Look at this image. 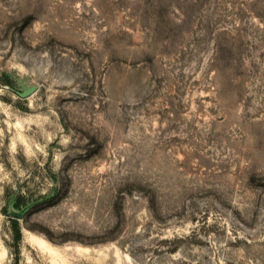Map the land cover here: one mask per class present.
I'll return each instance as SVG.
<instances>
[{"label":"rangeland","instance_id":"1","mask_svg":"<svg viewBox=\"0 0 264 264\" xmlns=\"http://www.w3.org/2000/svg\"><path fill=\"white\" fill-rule=\"evenodd\" d=\"M0 264H264V0H0Z\"/></svg>","mask_w":264,"mask_h":264},{"label":"bare ground","instance_id":"2","mask_svg":"<svg viewBox=\"0 0 264 264\" xmlns=\"http://www.w3.org/2000/svg\"><path fill=\"white\" fill-rule=\"evenodd\" d=\"M36 245H39L40 246V248L42 249V250H47V248H48V246H46L44 243H42V242H40V241H37V240H32ZM53 250V249H52ZM46 252H48V251H46Z\"/></svg>","mask_w":264,"mask_h":264},{"label":"water","instance_id":"3","mask_svg":"<svg viewBox=\"0 0 264 264\" xmlns=\"http://www.w3.org/2000/svg\"><path fill=\"white\" fill-rule=\"evenodd\" d=\"M31 93H32V91L29 90V91L25 92L23 96H27V95H29V94H31Z\"/></svg>","mask_w":264,"mask_h":264}]
</instances>
